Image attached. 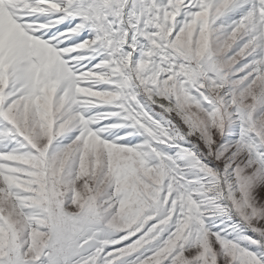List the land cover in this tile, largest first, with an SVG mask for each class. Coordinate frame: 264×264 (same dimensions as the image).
<instances>
[{
    "label": "snow or ice",
    "instance_id": "snow-or-ice-1",
    "mask_svg": "<svg viewBox=\"0 0 264 264\" xmlns=\"http://www.w3.org/2000/svg\"><path fill=\"white\" fill-rule=\"evenodd\" d=\"M0 264H264V0H0Z\"/></svg>",
    "mask_w": 264,
    "mask_h": 264
}]
</instances>
